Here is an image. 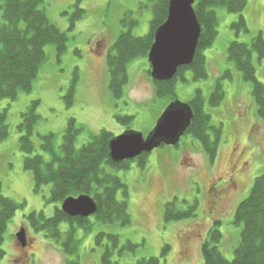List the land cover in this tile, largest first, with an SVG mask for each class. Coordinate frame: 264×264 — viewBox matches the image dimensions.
<instances>
[{
	"label": "rangeland",
	"instance_id": "rangeland-1",
	"mask_svg": "<svg viewBox=\"0 0 264 264\" xmlns=\"http://www.w3.org/2000/svg\"><path fill=\"white\" fill-rule=\"evenodd\" d=\"M74 3L75 0H45L42 10L62 32H67V51L59 61L55 48L46 47L47 60L32 91L20 94L15 101L0 100V113H6L8 126L7 138H0V182L4 196L24 204L8 226L3 246L6 255L1 264H64L65 261L60 245L34 232L26 219L34 212H44L50 218L58 206L49 201L51 186H44L36 193L33 176L24 169L20 125L32 102H40L37 109L40 120L33 135L35 154L46 158L49 156L42 151L41 138L53 134L58 150L70 119L82 129L76 142L79 149L102 130L115 137L126 131L146 137L171 104L155 98L148 58L130 63L129 83L120 99L114 97L109 86L106 61L119 36L130 31L135 37H144L150 32L153 12L148 0H84L85 17L70 30ZM129 13L138 22L133 28L124 24ZM216 13L218 36L204 52L208 79L195 81L192 73L187 72V82L178 80L176 86L177 101L184 104L198 90L203 92L206 113L211 116L212 124L222 129L216 162L210 163L195 138L184 136L178 148L165 146L154 150L144 170L132 163L129 171L118 173L128 187L132 223L126 227L104 226L92 218L95 225L91 233L77 231L81 241L80 264H104L102 257L107 248L113 251L112 264H137L150 258H158L161 264H204L201 248L218 222L223 236L218 248L227 260L234 259L243 230L242 225L235 224L236 210L249 196L255 179L264 176V120L258 114L252 84L228 62V48L232 42L250 45L258 34L264 36V0H249L243 12L247 33L237 34L233 29L239 14H230L222 8L216 9ZM254 65L257 80L264 85V60L259 62L254 56ZM226 74L230 77L222 79ZM220 79L225 98L219 107L212 108L208 101ZM118 116H132L130 126L117 122ZM235 166L241 168L236 175L237 188L219 203L212 185L219 178L228 180ZM118 199L122 200V193ZM175 199L181 209L197 203L196 218L165 222L166 205ZM22 228L26 233L25 248L16 236ZM67 229L66 224L61 226L63 232ZM100 233L119 236V244L113 248L112 241L105 237L99 246L96 238ZM128 242L136 246L134 251L128 249ZM166 246L169 250L164 255Z\"/></svg>",
	"mask_w": 264,
	"mask_h": 264
},
{
	"label": "trees",
	"instance_id": "trees-1",
	"mask_svg": "<svg viewBox=\"0 0 264 264\" xmlns=\"http://www.w3.org/2000/svg\"><path fill=\"white\" fill-rule=\"evenodd\" d=\"M84 0H75L74 14L70 18V30L75 28L78 21L84 19L85 10L82 9ZM45 0H0V100L15 101L22 93H30L37 80L42 65L47 60L46 47L53 46L57 59L66 53L68 46L67 32H62L47 17L42 10ZM152 6L153 19L150 32L144 37H135L132 33H122L107 56V68L110 76V90L115 98L124 95L125 87L129 83L128 66L138 58H148L154 44L157 30L168 19L170 0H148ZM249 0H197L194 11L202 32L198 42L195 58L190 66L179 69L177 76L166 82L153 80L151 67L148 70L156 99L167 100L169 103L177 101L176 86L178 80L187 82L186 73H192L195 81L208 79L207 59L204 52L211 48L218 36L219 19L216 9H225L230 14H239L240 18L233 25L237 34L248 32L243 12ZM127 14L124 24L131 28L138 25L137 21ZM254 56L258 61L264 60V36L258 34L250 45L232 42L228 48V62L242 73L243 79L252 84L253 98L258 106V114L264 120V85L257 80ZM230 77L226 74L222 79ZM222 79L217 81L216 87L209 98V105L217 108L224 101ZM193 112L191 126L184 136H192L202 146L210 163L213 165L219 153L222 140L221 127H215L212 119L205 111L206 99L201 90L186 103ZM39 101H34L22 115L20 131V149L24 154V169L30 172L34 180V190L39 193L44 186H51L49 201L58 205L54 215L46 217L44 212H34L26 217L30 228L41 233L47 239H52L60 245L65 256L64 264H80L81 241L77 238V231L86 234L92 232L95 223L104 226L126 227L132 223L129 213V191L127 185L117 174L130 170L132 163L144 170L148 164L150 154H143L135 160L116 163L110 156V142L114 134L102 130L91 137L89 143L81 148L76 147L77 136L82 129L75 125V120H69V126L63 136L62 145L56 150L54 135L42 137V151L49 158L35 154L36 146L33 135L40 117L37 109ZM5 112L0 113V138L8 136V126ZM117 122L130 126L133 117H116ZM165 147L162 145L161 148ZM179 147V145L175 146ZM122 193V200L118 194ZM87 195L97 204V213L88 218H70L61 210L63 202L70 197ZM178 200L168 203L164 211L165 222H176L196 218L198 205L181 209L176 205ZM24 207L16 201L3 195V185L0 182V260L6 253L3 250L5 236L9 224L16 213ZM66 224V232L61 226ZM235 224L242 225L241 240L234 251V259L227 260L220 252L218 245L222 241L219 230L220 222L214 224L203 243L201 252L204 264H264V176L255 179L249 196L240 203L235 214ZM112 241L113 248L120 237L105 233L98 234L96 243L101 246L104 238ZM128 249L134 251L136 246L131 242ZM169 247H165V255ZM112 249L107 248L102 261L112 264ZM1 264V261H0ZM137 264H161L158 258L143 259Z\"/></svg>",
	"mask_w": 264,
	"mask_h": 264
},
{
	"label": "water",
	"instance_id": "water-1",
	"mask_svg": "<svg viewBox=\"0 0 264 264\" xmlns=\"http://www.w3.org/2000/svg\"><path fill=\"white\" fill-rule=\"evenodd\" d=\"M197 0H170L168 19L155 34L148 55L151 77L159 82L173 80L180 68L190 66L195 58L201 36V26L194 6ZM193 112L188 104L171 103L162 113L154 129L146 137L142 133L126 131L110 142V156L116 163L135 160L151 154L162 145L175 147L191 126ZM95 200L87 195L67 198L61 210L70 218L88 219L97 213ZM25 248L26 233L22 228L16 235Z\"/></svg>",
	"mask_w": 264,
	"mask_h": 264
},
{
	"label": "flooded vegetation",
	"instance_id": "flooded-vegetation-1",
	"mask_svg": "<svg viewBox=\"0 0 264 264\" xmlns=\"http://www.w3.org/2000/svg\"><path fill=\"white\" fill-rule=\"evenodd\" d=\"M239 169L241 168H238L236 166L233 167V169H231V173H230L231 175L230 178H228V180L224 181L222 180V178H219L212 185V191L216 193L219 203L221 202V199H223L225 195H228L231 192V190H236L237 188L236 175L238 174Z\"/></svg>",
	"mask_w": 264,
	"mask_h": 264
},
{
	"label": "bare ground",
	"instance_id": "bare-ground-1",
	"mask_svg": "<svg viewBox=\"0 0 264 264\" xmlns=\"http://www.w3.org/2000/svg\"><path fill=\"white\" fill-rule=\"evenodd\" d=\"M169 105H170V104H169ZM169 105H168V106H169ZM168 106H167V107H168ZM167 107H166V108H167Z\"/></svg>",
	"mask_w": 264,
	"mask_h": 264
}]
</instances>
